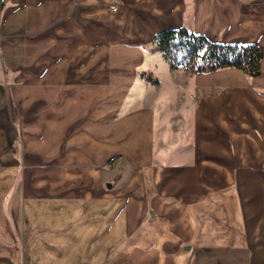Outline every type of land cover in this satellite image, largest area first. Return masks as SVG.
<instances>
[{"label":"crops","instance_id":"0c3cea01","mask_svg":"<svg viewBox=\"0 0 264 264\" xmlns=\"http://www.w3.org/2000/svg\"><path fill=\"white\" fill-rule=\"evenodd\" d=\"M177 28L264 52V0L0 6L6 190L20 172L18 244L0 243V264H264V58L257 77L235 68L194 74L140 48ZM157 123L161 139L168 126L191 140L186 157L156 147ZM220 184L243 189L206 195ZM221 210L226 227L217 218L202 228L206 213ZM2 224L14 240L10 221Z\"/></svg>","mask_w":264,"mask_h":264},{"label":"trees","instance_id":"16d2710c","mask_svg":"<svg viewBox=\"0 0 264 264\" xmlns=\"http://www.w3.org/2000/svg\"><path fill=\"white\" fill-rule=\"evenodd\" d=\"M151 44L169 63L171 70L182 67L194 74L235 68L246 77H257L264 58L263 49L256 45L213 43L185 28L162 31L154 36ZM146 77L152 83L158 82L151 75Z\"/></svg>","mask_w":264,"mask_h":264},{"label":"rangeland","instance_id":"374dc122","mask_svg":"<svg viewBox=\"0 0 264 264\" xmlns=\"http://www.w3.org/2000/svg\"><path fill=\"white\" fill-rule=\"evenodd\" d=\"M7 0H5V2L0 5V6H3L5 3H6ZM112 5H115V4H112ZM116 6V5H115ZM140 48L144 49V50H150V51H154V52H158L156 49H155V46L151 44V41L149 44H146V45H142ZM142 74V73H140ZM205 74V73H203ZM156 76L154 74H151V76ZM152 76V77H153ZM163 77V76H161ZM140 79H142L143 81H147L148 78L146 77V74L144 75H140ZM171 127V125H170ZM166 131L164 132V137L161 139V131L162 129L159 128V124L157 123L156 124V138H155V145L156 147H161V144H160V141L163 143V146L165 147V149H168V152L172 155H169L171 157V159H175V158H178L179 156L177 155V152L180 151L181 153H183V157H186L184 155V153H189L190 152V149H189V145H190V142L191 140L188 139V138H183L182 137V133L177 131V130H174L173 128H171L169 130L168 126H166ZM263 143H264V139L261 140ZM17 148H18V145H15V143H13L11 146H10V151L11 153L17 157ZM161 152V151H160ZM117 156V155H116ZM161 156V154H160ZM118 158V156H117ZM3 173L5 174L4 171H0V228L2 229L3 228V224H2V219L3 217L7 218L9 221H10V228H9V231L10 234L13 235L14 237V240L12 239V237H3L1 235V230H0V243H4V245H16L18 244V227H19V223H18V219L15 215V207L16 206H19L17 204V202L14 204L15 207L12 205V200H13V197H14V191L17 190V183L19 181V175H20V172L18 170H16L15 172H12V177H11V186L6 190L4 188V186L2 185V176H3ZM240 173V176L243 175V172L242 171H235L234 174H235V178H237V174ZM243 188L241 187H234L233 184L232 186L231 185H224V184H220L218 186V188H214L211 191H209L208 193H206V195H221V196H227V195H235L237 193H241ZM6 190V191H5ZM217 192V193H216ZM236 196V195H235ZM225 205V203H223ZM209 205V204H208ZM219 205V204H217ZM210 212V211H209ZM208 212V213H209ZM218 212V211H217ZM177 213L178 211H175V210H171L169 211V214L171 215V218L169 219V217L167 216V219H169L170 222L172 223H175L176 225L179 224V221L177 220L178 218H176L177 216ZM151 215L153 214L152 212L150 213ZM193 211H192V214H191V218H190V221H191V224L192 226H194V222H199L198 220L196 221L194 216H193ZM15 216V217H14ZM206 217H204V220H203V223H202V228L206 229V231L210 228L211 226V221H214L215 223L217 222V218L218 220H223L222 223L218 224V226L220 227H226L228 225V222L226 221V218L224 217V213L223 211L221 210L219 212V216H217V213H215V216L214 218L215 219H212V216L211 214H205ZM238 220V219H237ZM235 220V221H237ZM163 219H159V220H155V226H163L164 224L162 223ZM149 220H144V222H142L140 225H146V223H148ZM153 222H151V225H152ZM230 223V222H229ZM233 224V223H232ZM181 225V224H180ZM234 225V224H233ZM200 226V223L199 225ZM4 229V228H3ZM6 230V229H5ZM4 230V231H5ZM7 234V233H6ZM209 237V235H208ZM189 242L191 244L194 245L195 243V239H192V240H189ZM187 242V244L189 243Z\"/></svg>","mask_w":264,"mask_h":264},{"label":"built area","instance_id":"2783aa9c","mask_svg":"<svg viewBox=\"0 0 264 264\" xmlns=\"http://www.w3.org/2000/svg\"><path fill=\"white\" fill-rule=\"evenodd\" d=\"M4 2H5V0H0V5H2ZM111 10L112 11H115L116 10V6L115 5H112L111 6ZM116 159H117V156L116 155L111 156L108 159L107 166L110 167Z\"/></svg>","mask_w":264,"mask_h":264},{"label":"water","instance_id":"95a60500","mask_svg":"<svg viewBox=\"0 0 264 264\" xmlns=\"http://www.w3.org/2000/svg\"><path fill=\"white\" fill-rule=\"evenodd\" d=\"M186 249L189 250V246H187Z\"/></svg>","mask_w":264,"mask_h":264}]
</instances>
